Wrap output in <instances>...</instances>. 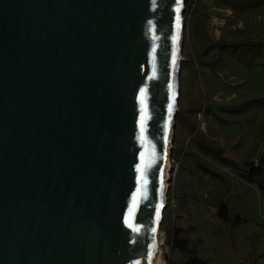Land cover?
<instances>
[{"label": "water", "instance_id": "obj_1", "mask_svg": "<svg viewBox=\"0 0 264 264\" xmlns=\"http://www.w3.org/2000/svg\"><path fill=\"white\" fill-rule=\"evenodd\" d=\"M186 2L0 0V264H155Z\"/></svg>", "mask_w": 264, "mask_h": 264}, {"label": "rangeland", "instance_id": "obj_2", "mask_svg": "<svg viewBox=\"0 0 264 264\" xmlns=\"http://www.w3.org/2000/svg\"><path fill=\"white\" fill-rule=\"evenodd\" d=\"M243 1L186 2L175 170L161 226L164 264L190 257L204 264H264V196L240 175L264 155V4L240 10ZM199 144L228 155L227 164ZM199 163L225 183L204 174ZM224 203L248 224L223 223L218 209ZM177 229L189 243L187 254L174 244Z\"/></svg>", "mask_w": 264, "mask_h": 264}, {"label": "trees", "instance_id": "obj_3", "mask_svg": "<svg viewBox=\"0 0 264 264\" xmlns=\"http://www.w3.org/2000/svg\"><path fill=\"white\" fill-rule=\"evenodd\" d=\"M261 4H264V0H248V1H243L239 4H237L238 6L242 7H238L240 10H246L248 8H252L255 6H259ZM244 5V7H243ZM242 46H237L236 50H239L238 48H240ZM244 48V47H243ZM245 49V48H244ZM250 51H255L252 52L253 54H258L260 53L259 49L257 50H250ZM245 52V51H244ZM241 54L239 55V57L237 58L238 61L241 60ZM199 148L207 153L210 154L212 157L216 158L218 161H220L223 164H227L228 160L224 157V154L218 152L215 148H213L212 146L208 147L205 145H200L199 144ZM246 166H249V169H247V171L245 172H240V175L247 180L249 183H255L257 185V188L259 189V191L263 194L264 196V155L262 156L261 160H260V165L256 166L254 163L251 164H246ZM233 167H236V164H233ZM198 168L207 175H210L214 178H219L221 181H224L223 177H221L220 174L214 172L213 170H211L210 168L206 167L203 164H198ZM218 217L219 219L227 224L230 225L234 228H239L243 225L248 224L247 220L241 218L240 216H233L230 212L229 206L224 203L222 204L219 209H218ZM183 231L182 230H176L175 231V241L174 244L176 246V248H178L180 251L184 252L185 254H187L189 252L188 247H189V243L187 240L183 239ZM185 264H204V262L198 258V257H190L187 262Z\"/></svg>", "mask_w": 264, "mask_h": 264}, {"label": "bare ground", "instance_id": "obj_4", "mask_svg": "<svg viewBox=\"0 0 264 264\" xmlns=\"http://www.w3.org/2000/svg\"><path fill=\"white\" fill-rule=\"evenodd\" d=\"M182 39H183V45H184V32L182 33ZM182 49H183V47H182ZM179 57L181 59H183L182 54H180ZM182 61L183 60H179L178 61V74H179V78H180V73H181V64H182ZM178 91L180 92V83H178V86H177V98H180V94H179ZM175 107L177 109V111H175V113H177L178 112V103H177V105ZM172 137H173V133H172ZM170 148H171V150L173 149V145L172 144H171ZM168 163H169L170 171L168 172V177L166 178V181H165L166 182V185H167V191H166V194H165V204H164V207L167 206V193H168V190H169V187H170V181L172 179L171 172H173L175 170L171 157L168 158ZM160 234L161 235H160V238L158 240V247H157V252H156L155 264H164V262H163V255L164 254H163L162 247H164L165 237L166 236H165V233L162 232V231H160Z\"/></svg>", "mask_w": 264, "mask_h": 264}, {"label": "snow or ice", "instance_id": "obj_5", "mask_svg": "<svg viewBox=\"0 0 264 264\" xmlns=\"http://www.w3.org/2000/svg\"><path fill=\"white\" fill-rule=\"evenodd\" d=\"M141 95H143V92L141 93ZM171 110V109H170ZM138 171H139V169H138Z\"/></svg>", "mask_w": 264, "mask_h": 264}, {"label": "built area", "instance_id": "obj_6", "mask_svg": "<svg viewBox=\"0 0 264 264\" xmlns=\"http://www.w3.org/2000/svg\"><path fill=\"white\" fill-rule=\"evenodd\" d=\"M257 166V165H256Z\"/></svg>", "mask_w": 264, "mask_h": 264}]
</instances>
